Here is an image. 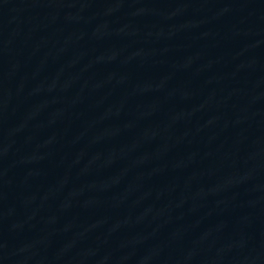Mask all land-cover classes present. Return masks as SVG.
<instances>
[{
    "label": "water",
    "instance_id": "1",
    "mask_svg": "<svg viewBox=\"0 0 264 264\" xmlns=\"http://www.w3.org/2000/svg\"><path fill=\"white\" fill-rule=\"evenodd\" d=\"M0 264H264V0H0Z\"/></svg>",
    "mask_w": 264,
    "mask_h": 264
}]
</instances>
